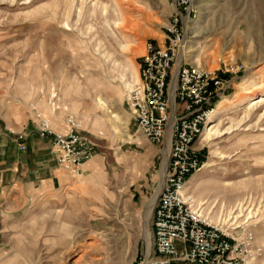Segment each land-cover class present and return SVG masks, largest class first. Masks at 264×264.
<instances>
[{"label":"rangeland","instance_id":"1","mask_svg":"<svg viewBox=\"0 0 264 264\" xmlns=\"http://www.w3.org/2000/svg\"><path fill=\"white\" fill-rule=\"evenodd\" d=\"M194 6L184 61L214 70L228 59L246 71L231 80L207 128L240 126L200 146L203 135L197 147L204 166L186 192L228 224L240 203L253 209L264 248V0ZM176 13L178 0H0V122L15 129L40 114L66 134L74 117L96 142L101 169L96 177L86 163L73 176L53 162L56 186L44 178L1 185L0 264H150L146 207L160 188L171 142L155 145L139 131L117 63L130 70V81L136 74L134 88L146 45L165 40ZM174 77L175 67L172 84Z\"/></svg>","mask_w":264,"mask_h":264},{"label":"built area","instance_id":"2","mask_svg":"<svg viewBox=\"0 0 264 264\" xmlns=\"http://www.w3.org/2000/svg\"><path fill=\"white\" fill-rule=\"evenodd\" d=\"M196 14L194 0H178V13L165 40L146 45L139 82L128 96L136 125L151 143L163 144L170 132L166 181L152 217L154 257L150 264H257L264 251L256 244V224L221 221L186 192L191 177L204 166L203 148L197 144L231 80L246 71L238 61L220 60L219 67L211 70L183 58L172 93L171 73L188 37L186 24ZM37 118L39 134L50 141L59 167L81 175L83 165L96 154V142L80 131L74 117L67 119L66 134L54 131L40 114ZM19 144L25 151L24 142Z\"/></svg>","mask_w":264,"mask_h":264},{"label":"crops","instance_id":"3","mask_svg":"<svg viewBox=\"0 0 264 264\" xmlns=\"http://www.w3.org/2000/svg\"><path fill=\"white\" fill-rule=\"evenodd\" d=\"M39 126L40 121L34 119L31 123L14 124L15 129H11L5 121L0 122V186L8 184L9 187H27L34 185L38 178H44L42 181L47 182L48 185L60 184L53 162L58 167L59 165L50 141L41 138ZM19 135L23 138L22 141H25L24 152L19 148ZM96 155L100 154L96 151ZM84 172L82 167L81 174Z\"/></svg>","mask_w":264,"mask_h":264},{"label":"bare ground","instance_id":"4","mask_svg":"<svg viewBox=\"0 0 264 264\" xmlns=\"http://www.w3.org/2000/svg\"><path fill=\"white\" fill-rule=\"evenodd\" d=\"M107 8H104V11L106 12L107 10H106ZM204 14V13H203ZM121 19H122V22L124 21V17L123 16H121ZM121 21L119 20V18H118V20L116 21V23H114L116 26H119V25H121V23H120ZM196 37H198V36H200V33H196V35H195ZM120 45H122V44H120ZM126 47H127V45H123V46H121V48L124 50V49H126ZM188 42H187V38H186V41L184 42V45H183V48L181 49V53H180V55H179V59H178V61H177V64H176V66H175V77H174V81H173V84H172V93L174 94V91H175V88H176V84H177V77H178V69H179V67L182 65V62H183V56H185L186 55V53H187V49H188ZM104 57H105V59L107 60V61H109V60H111L112 59V55H111V53H105L104 54ZM117 61V60H116ZM116 61H114V64H116ZM117 65L121 68L120 69V74H119V79H120V81L121 82H123L124 83V85H125V87H127V89H129L130 91L132 90V88H133V83L135 82L134 80H135V75L133 74L132 75V81H130L129 80V78H128V75H130V70L129 69H127V68H125L123 65H121L120 63H117ZM135 73V72H134ZM138 75V74H137ZM139 78V77H138ZM138 82V81H137ZM100 103H101V105H99L98 107H100V108H103V106H104V104H102V102L100 101ZM247 103V102H246ZM244 104V103H243ZM106 106V105H105ZM228 106H229V104H228ZM229 108V107H228ZM104 109V108H103ZM103 111V110H102ZM212 121V120H211ZM210 121V122H211ZM208 123L207 124V126H206V128H205V130H206V132L204 131V133H203V135H204V138H203V140H202V142H201V145L200 146H204L205 144H207V143H209V142H211V141H213L214 139H217V138H220V137H222L226 132H231L232 130H234V128L236 127V126H240V123L238 124V125H235V126H232V127H230V128H228L226 131H224V130H222L220 127H219V125H216V126H213L211 129H208L207 127L208 126H210L211 125V123ZM217 122H218V119H217ZM203 135H202V137H203ZM202 137H201V139H202ZM201 139H200V141H201ZM200 141L198 142V143H200ZM169 142V143H168ZM166 144H169L170 145V135H168V137H167V139H166V142H165V145ZM25 145V144H24ZM167 146V145H166ZM20 147V146H19ZM167 150L165 149V153H167V154H165V156H166V159H165V163H164V166H163V171H162V181H161V183H160V188H159V190H158V192L153 196V198L149 201V203L147 204V210H148V212H149V214H150V217L152 218V215H153V209H154V207H155V205H156V202H157V199H158V197H159V195H160V193H161V191H162V189H163V186H164V184H165V181H166V176H167V165H168V160H169V155H170V152H169V149H168V151L166 152ZM24 152V151H23ZM95 157V156H94ZM93 157V158H94ZM91 159V160H89L88 162H86V163H88L87 164V169L89 168V170H91L94 174L93 175H96V177H99L100 176V164H99V161H100V158H98V159ZM85 163V164H86ZM193 182V181H192ZM205 203H203L202 205H204ZM238 212V215H236V216H234L233 218H230L231 220L232 219H236V220H239V219H241V218H245V220L246 221H251V220H253L252 222L254 223V224H256V221L254 220L255 218H257V215H256V213L253 211V209H250L249 207H245V205H243V204H239L235 209H233L232 211H231V213H230V215H233L234 213H237ZM245 215V216H244ZM230 219L229 220H227V222H229L230 221ZM225 221V220H224ZM258 225V224H257ZM256 226V225H255ZM256 244L258 245V246H260L262 249H264L261 245H259L258 244V241H257V239H256ZM264 255V254H263ZM149 260H150V258L148 259V262H149ZM262 260V258H260V259H258L257 260V264L260 262ZM146 264H148V263H146Z\"/></svg>","mask_w":264,"mask_h":264},{"label":"water","instance_id":"5","mask_svg":"<svg viewBox=\"0 0 264 264\" xmlns=\"http://www.w3.org/2000/svg\"><path fill=\"white\" fill-rule=\"evenodd\" d=\"M162 191H163V190H162ZM162 191H161V192H162ZM160 194H161V193H160ZM159 196H160V195H159ZM155 206H156V205H155ZM154 208H155V207H154Z\"/></svg>","mask_w":264,"mask_h":264}]
</instances>
